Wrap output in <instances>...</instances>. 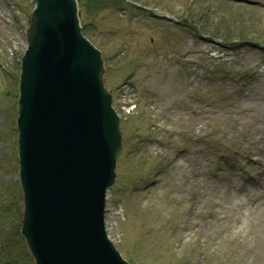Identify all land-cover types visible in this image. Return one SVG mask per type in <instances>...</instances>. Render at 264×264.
I'll list each match as a JSON object with an SVG mask.
<instances>
[{"label": "rangeland", "instance_id": "1", "mask_svg": "<svg viewBox=\"0 0 264 264\" xmlns=\"http://www.w3.org/2000/svg\"><path fill=\"white\" fill-rule=\"evenodd\" d=\"M77 1L121 115L105 223L122 257L264 264V0ZM33 7L0 0V264H35L15 124Z\"/></svg>", "mask_w": 264, "mask_h": 264}, {"label": "water", "instance_id": "2", "mask_svg": "<svg viewBox=\"0 0 264 264\" xmlns=\"http://www.w3.org/2000/svg\"><path fill=\"white\" fill-rule=\"evenodd\" d=\"M33 1L17 118L21 234L35 264H129L105 228L121 135L101 52L76 0Z\"/></svg>", "mask_w": 264, "mask_h": 264}, {"label": "bare ground", "instance_id": "3", "mask_svg": "<svg viewBox=\"0 0 264 264\" xmlns=\"http://www.w3.org/2000/svg\"><path fill=\"white\" fill-rule=\"evenodd\" d=\"M29 24H30V22H29ZM256 76H254L253 78H255ZM261 107H264L262 104H259ZM250 126L253 128V130H264V125L262 124V122H261V120L259 121L258 119L255 121V122H252V123H250ZM248 139V138H247ZM261 139V138H260ZM255 140H253L252 142H254ZM262 141H264V135L262 136ZM201 189H202V187L201 186H199ZM117 251H118V249H117ZM119 252V251H118ZM119 254H120V252H119ZM121 255V254H120ZM122 256V255H121Z\"/></svg>", "mask_w": 264, "mask_h": 264}]
</instances>
